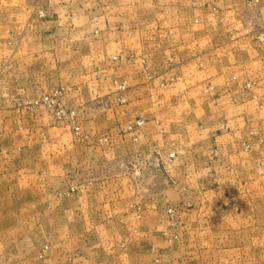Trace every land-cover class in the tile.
Listing matches in <instances>:
<instances>
[{
  "label": "crops",
  "instance_id": "0c3cea01",
  "mask_svg": "<svg viewBox=\"0 0 264 264\" xmlns=\"http://www.w3.org/2000/svg\"><path fill=\"white\" fill-rule=\"evenodd\" d=\"M0 264H264V0H0Z\"/></svg>",
  "mask_w": 264,
  "mask_h": 264
},
{
  "label": "built area",
  "instance_id": "2783aa9c",
  "mask_svg": "<svg viewBox=\"0 0 264 264\" xmlns=\"http://www.w3.org/2000/svg\"><path fill=\"white\" fill-rule=\"evenodd\" d=\"M215 9V6H213ZM126 89L125 82L119 83L118 90L120 94L118 96L120 103H126L127 99L124 95V91ZM71 90V87L68 85H59L53 88L51 91L43 93L40 96H37L34 99H25L23 104L29 109H34L35 107H44L48 109L53 116L54 120L58 123L67 122L70 124L73 129L76 130L77 133L80 134V118L78 110L72 107H69L65 101L64 96ZM106 105H108L106 103ZM145 120L143 118H137L136 121L129 126V131L135 133L133 139L135 141L138 140V131L145 124ZM106 139V138H105ZM76 187L74 185L71 186V191H75ZM168 214L171 216V219L174 220L175 210L172 207H169L167 210ZM173 222L172 224H174ZM47 246H45L46 248Z\"/></svg>",
  "mask_w": 264,
  "mask_h": 264
},
{
  "label": "rangeland",
  "instance_id": "374dc122",
  "mask_svg": "<svg viewBox=\"0 0 264 264\" xmlns=\"http://www.w3.org/2000/svg\"><path fill=\"white\" fill-rule=\"evenodd\" d=\"M73 130L76 133V135L79 137V133H77L75 129H73ZM80 130H81V126H80ZM45 246H47V247L45 248ZM45 246H44V249H47L48 248V245H45Z\"/></svg>",
  "mask_w": 264,
  "mask_h": 264
}]
</instances>
